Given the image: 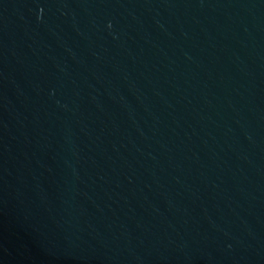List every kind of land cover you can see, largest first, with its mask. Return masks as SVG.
I'll return each mask as SVG.
<instances>
[{"label":"water","instance_id":"95a60500","mask_svg":"<svg viewBox=\"0 0 264 264\" xmlns=\"http://www.w3.org/2000/svg\"><path fill=\"white\" fill-rule=\"evenodd\" d=\"M0 264H264V0H0Z\"/></svg>","mask_w":264,"mask_h":264}]
</instances>
